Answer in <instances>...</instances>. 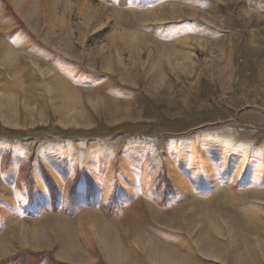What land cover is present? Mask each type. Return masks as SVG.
Listing matches in <instances>:
<instances>
[{"label": "rangeland", "instance_id": "1", "mask_svg": "<svg viewBox=\"0 0 264 264\" xmlns=\"http://www.w3.org/2000/svg\"><path fill=\"white\" fill-rule=\"evenodd\" d=\"M24 252L264 264V0H0V263Z\"/></svg>", "mask_w": 264, "mask_h": 264}, {"label": "trees", "instance_id": "2", "mask_svg": "<svg viewBox=\"0 0 264 264\" xmlns=\"http://www.w3.org/2000/svg\"><path fill=\"white\" fill-rule=\"evenodd\" d=\"M32 167V166H30ZM42 172L45 176V180H46V184L49 187V191L51 192L52 195V199L54 201L57 200L58 198V188L56 187V184L54 182V180L52 179V177L50 176V174L47 172V170L42 167ZM27 178H28V183H29V187L31 190V200L34 198V194H35V182L34 180L31 178V169L29 170V172L27 173ZM162 179L164 178V184H167V186H169V179L166 176V172H163V175L161 177ZM162 182V181H161ZM44 261L45 264H66V263H62L59 261H56L54 259L53 256H51L50 254H40V253H31V252H24L19 254L18 256L7 260L5 262H2L0 264H38L39 262Z\"/></svg>", "mask_w": 264, "mask_h": 264}]
</instances>
